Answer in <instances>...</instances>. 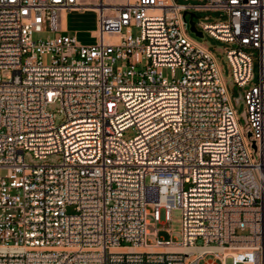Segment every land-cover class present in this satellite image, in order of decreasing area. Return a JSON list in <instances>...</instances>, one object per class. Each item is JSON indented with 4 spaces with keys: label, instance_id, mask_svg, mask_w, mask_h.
Here are the masks:
<instances>
[{
    "label": "built area",
    "instance_id": "1",
    "mask_svg": "<svg viewBox=\"0 0 264 264\" xmlns=\"http://www.w3.org/2000/svg\"><path fill=\"white\" fill-rule=\"evenodd\" d=\"M194 1L99 0L85 46L77 0H0V264H264V0Z\"/></svg>",
    "mask_w": 264,
    "mask_h": 264
},
{
    "label": "rangeland",
    "instance_id": "2",
    "mask_svg": "<svg viewBox=\"0 0 264 264\" xmlns=\"http://www.w3.org/2000/svg\"><path fill=\"white\" fill-rule=\"evenodd\" d=\"M179 4L182 5H189V4H197V1L194 0H177ZM206 16H211V13H201L199 14V17L204 19ZM217 17V15H212V20H214ZM70 27L72 33L75 31H79L80 35V40L83 43H93L96 42V40H93L95 37L94 32L98 30V14L95 11H86L81 14H74L71 13L70 15ZM137 34V33H135ZM191 36L197 40L198 42L210 47L213 52L215 53L218 62L220 66L222 67L223 70V75L226 80V84L229 90V93L232 97V99L235 102L236 108L238 110V113L240 115V120L241 124L246 126V119H245V112H246V104L243 99L237 102L238 99L241 98V96L244 94L245 89L238 86L233 79L232 76V70L229 65V62L227 60L226 54H224L225 49L229 47V44L221 42L216 40L215 38L211 37L209 34H206L204 38H198L196 37L195 34H191ZM47 35L45 34H38L35 36L36 40L39 39H45ZM5 75V74H4ZM164 75L169 76L170 73L168 70H164ZM259 76H260V68H259V63L256 62L255 64V83H259ZM49 110L54 113L55 115V121L57 125H60L63 123L64 118L62 115H60L57 110L58 106L54 105L49 107ZM133 132L127 133V137H132ZM26 160L29 164H42V163H49V164H55L59 162V158L55 156L49 157V159L42 161L35 159L33 154L27 153L26 154ZM70 212L73 211V209L69 210ZM149 221L154 224V218L149 216ZM149 230L151 232V236H149V240L152 241L153 243L156 242V237H155V231L156 227L153 225H150ZM158 229H160V238L165 239V240H170L171 235L167 230L172 231V238L175 240L176 243H179L182 241V212L181 210H174L172 212V221L169 222L166 220V213L165 210L161 211V222L158 225ZM125 246L127 244H124ZM198 245H202V242L200 241ZM213 256H208L207 260H212ZM203 264V263H202ZM228 264H232L231 261H228Z\"/></svg>",
    "mask_w": 264,
    "mask_h": 264
},
{
    "label": "crops",
    "instance_id": "3",
    "mask_svg": "<svg viewBox=\"0 0 264 264\" xmlns=\"http://www.w3.org/2000/svg\"><path fill=\"white\" fill-rule=\"evenodd\" d=\"M78 3L83 7L79 10H72V11H68L64 14V20H65V25H66V30L69 34L73 35L76 37L77 41L81 44V45H85V46H89V45H93L95 42L93 43H83L81 42L80 40V35H79V31H75L72 33L71 31V27H70V15L71 13H74V14H81V13H84L86 11H94L92 8V6L96 5L99 0H77ZM96 31L94 32V35H95ZM93 40H96L95 37L93 38Z\"/></svg>",
    "mask_w": 264,
    "mask_h": 264
},
{
    "label": "water",
    "instance_id": "4",
    "mask_svg": "<svg viewBox=\"0 0 264 264\" xmlns=\"http://www.w3.org/2000/svg\"><path fill=\"white\" fill-rule=\"evenodd\" d=\"M188 15L190 16V21L189 22H190V25H191V32L194 33L198 38H201V39L204 38L203 32L198 31L196 29V23L194 21V19L196 18V15L194 13L186 12L185 13V17L188 16ZM240 100H241V98L238 99L237 102L239 103ZM245 117H246V115H245Z\"/></svg>",
    "mask_w": 264,
    "mask_h": 264
},
{
    "label": "bare ground",
    "instance_id": "5",
    "mask_svg": "<svg viewBox=\"0 0 264 264\" xmlns=\"http://www.w3.org/2000/svg\"><path fill=\"white\" fill-rule=\"evenodd\" d=\"M142 250V249H140ZM147 250H155V248H152V247H148ZM161 250H170V251H185L184 249L182 248H179V247H173V248H162Z\"/></svg>",
    "mask_w": 264,
    "mask_h": 264
}]
</instances>
